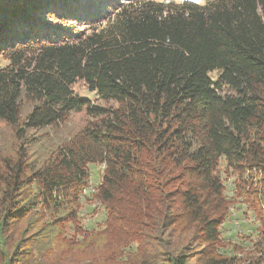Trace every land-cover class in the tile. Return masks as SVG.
<instances>
[{
  "label": "trees",
  "instance_id": "16d2710c",
  "mask_svg": "<svg viewBox=\"0 0 264 264\" xmlns=\"http://www.w3.org/2000/svg\"><path fill=\"white\" fill-rule=\"evenodd\" d=\"M0 60V120L14 128L0 152V264L121 256L103 232L66 233L94 162L105 228L136 242L116 263L264 264L263 213L258 257L220 252L219 229L220 163L258 172L264 207V0H0ZM82 110L90 126L28 158L29 131Z\"/></svg>",
  "mask_w": 264,
  "mask_h": 264
},
{
  "label": "rangeland",
  "instance_id": "374dc122",
  "mask_svg": "<svg viewBox=\"0 0 264 264\" xmlns=\"http://www.w3.org/2000/svg\"><path fill=\"white\" fill-rule=\"evenodd\" d=\"M3 61L0 60V65ZM215 74V73H214ZM213 74V76H214ZM73 90L77 95L93 98L94 95L87 90L85 85L78 81L73 85ZM101 103L100 100L96 101ZM30 110V104L23 100L20 104V115L23 118ZM94 119L89 117L85 110L71 112L66 119L57 126L45 128L39 131H29L27 137L32 144L28 145L29 159L40 161L51 152H55L57 146L79 133L84 127L90 126ZM14 139V128L0 120V152L3 153L12 147ZM103 163L94 162L87 164L88 178L80 191V211L75 222L68 223L66 233L76 236L77 231L88 230L93 232H103L104 240L111 241L112 244L120 242L119 251L121 256L114 259L100 260L93 264H120L124 263L125 257L134 251L136 242L132 241L131 235L127 231H122L120 227L112 229L105 228L104 204L96 200L98 186L104 171ZM219 175L225 186L224 197L226 204L221 213L220 239L221 251L235 253L243 257H258L260 253L253 250L261 236V215L264 214V207L259 205L261 199L255 196L261 187L262 178L256 171L236 172L220 163ZM130 231H135L131 230ZM116 238V240H113ZM110 239V240H109ZM192 246L197 247V242L192 241ZM233 248V251H232ZM105 251V247L102 249ZM193 252V250L191 251ZM120 262V263H116Z\"/></svg>",
  "mask_w": 264,
  "mask_h": 264
}]
</instances>
